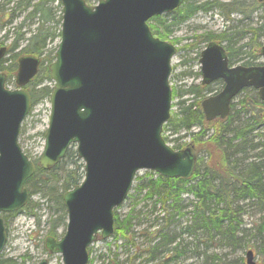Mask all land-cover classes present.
Returning a JSON list of instances; mask_svg holds the SVG:
<instances>
[{
  "label": "water",
  "instance_id": "95a60500",
  "mask_svg": "<svg viewBox=\"0 0 264 264\" xmlns=\"http://www.w3.org/2000/svg\"><path fill=\"white\" fill-rule=\"evenodd\" d=\"M261 1V0H260ZM60 40L49 63L54 85L39 165L57 164L75 146L83 178L62 195L66 228L47 237L50 253L61 264H87V248L113 233V211L130 191L136 172L148 169L167 178H188L195 168L192 146L172 149L161 136L171 105L169 75L176 48L151 33L147 20L169 12L183 0H60ZM6 51L0 46V61ZM264 57V44L260 47ZM201 83L221 79L222 89L200 102L206 120L224 119L233 98L253 87L264 106V64L229 65L222 45L210 41L201 50ZM39 58L17 59L15 84L5 87L0 72V251L6 236L2 212L20 209L28 200L25 181L33 162L21 150L19 128L30 109L23 89L37 73ZM252 250L246 264L257 263ZM36 264H49L41 259Z\"/></svg>",
  "mask_w": 264,
  "mask_h": 264
},
{
  "label": "rangeland",
  "instance_id": "374dc122",
  "mask_svg": "<svg viewBox=\"0 0 264 264\" xmlns=\"http://www.w3.org/2000/svg\"><path fill=\"white\" fill-rule=\"evenodd\" d=\"M17 1L0 0L2 15H0V45L9 47L14 40H17L14 50L4 55V65L12 62L13 54L21 52V48L26 45L27 38L36 27L37 17L27 16L30 7L27 9L17 7ZM36 1L32 0V3ZM96 1L91 0L90 5L95 4ZM237 1V3L240 2L239 6L236 7V11L229 9L231 10L229 16L222 14L219 9L208 12L197 11L185 21L173 25L171 33L166 37L167 41H172L171 43L176 46V53L171 59L172 69L169 76L171 88L178 89L177 87H183L184 84L200 82L201 75L197 73L199 72L197 50L204 43L195 38L197 34L207 31L219 33L224 30L227 34L233 32L231 42L233 48H237L232 53L234 64L243 62L238 46L251 40L250 28H257L256 40L260 44H264V26H262L264 24V5H259L255 0ZM47 6L51 7L55 18H60L58 24L60 29V0H48ZM11 9L12 13H10ZM239 9L240 11L237 12ZM46 25L55 26L51 22ZM58 41L59 37L57 36L50 41L47 40L41 57L45 56L47 52L50 53V50L55 51ZM222 44L226 45L227 41H222ZM253 45L254 43L249 45L251 51L256 49L252 48ZM247 48L246 46L242 50L246 52ZM257 56L256 63L264 61L258 52ZM47 63L43 61V66H46ZM43 85L52 87L53 80L50 77L49 79L43 78L37 88ZM5 86L9 89L16 88L15 74L5 82ZM211 88L212 91H218L221 89V85L213 83ZM176 100L177 98L172 99L171 114H175L177 110ZM48 118L49 97H43L31 106L21 123L18 144L32 160H38L40 157ZM195 130L196 128L193 127L190 132ZM187 133L181 131L178 134H171V131L166 129L163 130L162 135L168 136L169 140L180 136L177 142H188L189 136H185ZM248 138L253 139L254 143H260L261 148L264 149V125L259 126ZM169 144L173 145L171 141ZM249 154L255 155L258 154V151L252 150ZM196 155L200 156L204 163L211 165L205 152L196 153ZM79 162L81 161L79 160ZM156 175L152 170L141 169L136 173V176L142 179L133 181L132 186L139 185L141 181L145 182L150 178L155 179ZM144 192L145 190L139 192L138 189H131L125 201L115 208L114 213L118 214L120 219L130 216V226L125 235L113 233L106 239L98 236L91 245L87 264H245L244 257L248 249L253 250L257 262L264 259V204L258 198L231 196L234 200L231 206L234 211L232 224L236 227L232 233L233 240H230L222 234L213 233V237H207L206 235L197 236L199 232L187 234L181 230L185 224L190 222L192 204L194 203V197L191 194L184 193L182 195L181 215L175 213L173 220L166 223L162 217L167 215H163L160 204L156 203L155 198L144 199ZM48 197L49 195L36 192L31 196V210L3 214L6 243L0 252V259L7 260L5 264H22L23 258H25L24 264H36L43 258L49 264L61 263L60 255L50 253L44 246L45 235L52 220H56L59 215V210L55 208L53 200ZM161 226H163L162 232L167 233L174 240L169 245L171 248L169 252H163L166 247L159 243L161 240L157 237L158 234H154V231ZM65 227L66 219L65 223H56V235L63 234ZM227 228L228 226L224 230ZM155 243H158L157 247L160 249L154 255L153 261H148L149 249Z\"/></svg>",
  "mask_w": 264,
  "mask_h": 264
},
{
  "label": "trees",
  "instance_id": "16d2710c",
  "mask_svg": "<svg viewBox=\"0 0 264 264\" xmlns=\"http://www.w3.org/2000/svg\"><path fill=\"white\" fill-rule=\"evenodd\" d=\"M47 1L37 0L32 3V0H18L16 2L17 7L23 9L30 7L27 16L37 17L33 33L27 38L26 45L19 52L20 55L38 56L41 59L37 75L25 86L30 95L31 106L39 99L49 97L52 90V87L48 85L37 88L43 78L49 79L48 64L55 57L53 50L41 57L46 42L54 39L55 36L59 37L58 24L60 18L54 17L51 7L47 6ZM84 1L89 5L91 4V0ZM237 2V0H184L181 6L171 12L151 17L148 20V26L155 36L167 40L166 37L171 33L174 24L185 21L197 11L208 12L219 9L222 14L229 16L231 11L229 9L236 11V7L239 6L240 2ZM255 2L264 5V1L255 0ZM12 12L11 9L10 13ZM49 22L54 23L55 26L46 25ZM249 31L251 40L238 46L244 65L256 64L257 52L259 53L261 46L256 40L257 28H250ZM231 34H227L225 30L219 33L207 31L197 34L195 38L204 45L209 41L222 43L226 40L227 44H223V46L229 63L232 64L234 61L232 53L237 48H233ZM16 41L14 40L7 47L6 53L14 50ZM253 43L252 48H256L255 51H251L249 48V45ZM246 46L249 49L247 48L245 52L242 48ZM199 50H197V56ZM19 53L13 54L12 62L7 65H4V59L0 62V71L5 73L7 81L15 74ZM43 61L48 62L46 66H43ZM183 74L185 73L183 72ZM214 83L222 85L220 80ZM212 84L202 85L199 82H191L184 84L183 87H177L178 89L172 87V99L177 98L175 102L177 110L175 114H170L162 128V130H170L171 134H178L181 131L188 132L185 134V136H189L188 142H177L180 136L169 140L168 136L163 135V139L167 143L171 141L173 149L190 145L197 154L205 152L211 165L204 163L202 158L197 155L195 169L189 178H167L156 175L155 179L150 178L145 182L141 181L139 185L132 186L131 189H138L139 192L145 190L144 199L155 198L156 203H159L162 208L163 215H167L162 217L166 223L173 220L175 213L181 215L182 195L184 193L191 194L194 197V203L192 204L190 222L185 224L181 230L187 234L199 232L197 236L206 235L207 237H213V233L222 234L233 240L232 233L236 226L232 224L234 211L231 206L234 200L231 196H252L264 204V149L261 148L260 143H254L253 139L248 138L259 126L264 125V107L254 88H244L231 103L230 113L226 118L206 121L200 107V101L208 93L217 91H212ZM241 119L243 120L241 121ZM193 127L196 130L190 132ZM72 148L73 146L69 147L64 158L48 170L42 169L37 160H34V171L25 182L29 199L22 208L23 210H31V196L36 192L49 195L48 198L53 200L55 208L59 210L58 218L52 220L45 238L58 236L55 232V224L58 222L65 223L66 219L62 195L66 190L79 183L83 177V164L79 162L80 159ZM252 150L258 151V154L250 155L249 152ZM137 179L142 178L136 176L134 181ZM129 226L130 216L120 219L118 214L114 213V233L125 235ZM227 226L225 231L224 228ZM162 230L163 226L157 228L154 234H158L157 237L161 240L159 243L166 247L163 252H169L171 250L169 245L174 240ZM157 245L158 243H155L149 249L148 261H153L155 258L154 255L160 249ZM174 249H176L175 246ZM90 251L91 246L88 248L89 253ZM259 253L262 254V252ZM24 260L25 258L22 259V264H24ZM6 262L7 260L0 259V264Z\"/></svg>",
  "mask_w": 264,
  "mask_h": 264
}]
</instances>
